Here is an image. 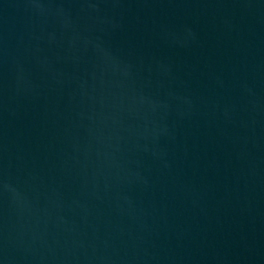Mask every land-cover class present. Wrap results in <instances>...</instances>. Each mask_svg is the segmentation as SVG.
Returning a JSON list of instances; mask_svg holds the SVG:
<instances>
[{
    "label": "water",
    "instance_id": "1",
    "mask_svg": "<svg viewBox=\"0 0 264 264\" xmlns=\"http://www.w3.org/2000/svg\"><path fill=\"white\" fill-rule=\"evenodd\" d=\"M0 264H264V0H0Z\"/></svg>",
    "mask_w": 264,
    "mask_h": 264
}]
</instances>
